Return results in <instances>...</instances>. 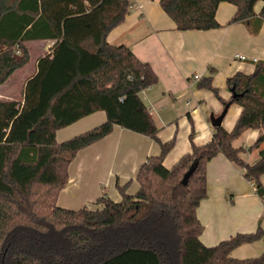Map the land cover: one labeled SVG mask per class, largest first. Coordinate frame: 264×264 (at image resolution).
Segmentation results:
<instances>
[{"label": "trees", "instance_id": "16d2710c", "mask_svg": "<svg viewBox=\"0 0 264 264\" xmlns=\"http://www.w3.org/2000/svg\"><path fill=\"white\" fill-rule=\"evenodd\" d=\"M236 6L229 19L245 22L257 32L264 14L258 0H158L178 30L219 26L220 2ZM128 0H0V84L29 59L25 41L55 39L37 58L36 71L23 86L19 100H0V264H264V252L243 259L231 251L264 238V229L236 232L206 246L199 238L203 226L196 215L207 196L206 164L217 154L239 166L264 199V149L253 162L244 161L233 141L246 129H258L250 146L264 142V61L252 73L227 77L232 95L221 99L241 111L230 130L213 126L201 145L189 139L191 150L171 167L163 160L175 144L158 137L159 127L140 97L158 81L151 65L124 44L106 37L128 13ZM197 85L213 90L212 75ZM101 110L102 123L56 140V131ZM154 139L159 153L138 167V188L116 182L119 200L107 194L94 209L57 204L68 181V165L78 150L107 135L114 125ZM197 160L185 185L181 179Z\"/></svg>", "mask_w": 264, "mask_h": 264}, {"label": "crops", "instance_id": "0c3cea01", "mask_svg": "<svg viewBox=\"0 0 264 264\" xmlns=\"http://www.w3.org/2000/svg\"><path fill=\"white\" fill-rule=\"evenodd\" d=\"M128 1L130 6L124 20L109 31L106 39L111 44L129 47L139 59L148 62L158 76L157 83L143 89L140 97L159 127L160 140L164 142L175 137L174 146L163 160L164 166L169 168L191 150V122L194 123V144H204L212 136L213 126L198 105L201 97L209 95L195 87L198 79L211 74L212 85L227 100L232 95L226 84L227 77L237 71L252 73L255 64L251 58L264 61V14L257 32H252L245 22H228L236 6L222 1L215 13L218 27L178 30L158 0ZM262 6L261 0L254 4L256 15ZM54 42L55 39L43 38L25 41L24 45L28 53L35 47L40 52L38 58L48 52ZM236 54L247 59L240 60ZM26 63L0 84V100H19L22 97L26 80L36 71L35 65L17 77L16 72ZM194 75L199 78L195 79ZM191 96L197 99L194 106H191ZM208 109L218 115L223 104L212 98ZM240 111L239 105L231 103L221 125L230 130ZM104 119L105 113L101 110L90 113L58 129L56 140H65L102 123ZM258 134V129H246L233 141L234 146L243 148L240 156L246 162L255 161L259 150L264 149V142L258 148L250 147ZM159 150V144L149 136L115 124L107 135L78 150L68 165V181L58 194L57 204L65 206L59 200H67V195L72 193L71 204L65 207L78 208L95 200L101 191H105V186H108L107 195L119 200L116 182L123 185L133 179L135 185L128 187L127 192L134 193L138 188L135 178L138 167ZM69 182H76L74 190L68 189ZM206 182L207 196L196 208V215L203 226L199 238L206 246L236 232H251L258 227L264 229V199L256 193L254 185L244 177L239 166L219 153L206 164ZM261 183L264 186V174L261 175ZM262 252L264 238L234 248L231 256L243 259Z\"/></svg>", "mask_w": 264, "mask_h": 264}, {"label": "rangeland", "instance_id": "374dc122", "mask_svg": "<svg viewBox=\"0 0 264 264\" xmlns=\"http://www.w3.org/2000/svg\"><path fill=\"white\" fill-rule=\"evenodd\" d=\"M38 54H40V52L35 48V47H32V48H30V50H29V61L26 63V65L21 69V70H18L16 73V75H17V77H21V72H27V71H30V70H32L33 68H34V66L36 65L35 64V60H36V58H37V55ZM207 74H205V75H203V76H206ZM201 78V77H200ZM199 78V79H200ZM198 79V80H199ZM197 89H199L200 91H204V92H206L209 96H204V97H201L200 99H201V102H200V104H198L199 105V108L201 109V110H203V112H204V114H205V116H206V118H208L209 119V116H210V112H213L212 110H210V109H208V107H210V104H211V101H212V98H214V99H216V100H218V101H220V102H222V100L221 99H223L222 97H221V95H220V93H219V91H217V94L213 91V90H211V89H209V88H206V87H199L198 85H197V83H196V86H195ZM221 98V99H220ZM182 100H184V99H182ZM191 100H192V103H191V106H194L195 104V100H197L195 97H192L191 96ZM226 100V99H225ZM197 106V105H196ZM214 114V113H213ZM192 124H193V129H194V123L192 122ZM194 131V130H193ZM75 184H76V182L75 183H72V182H69L68 183V189H72V190H74L75 188ZM132 184H134L135 185V180L133 179L132 181H130L129 182V184H128V187H131L132 186ZM102 187V185L100 184L99 185V188H101ZM104 188V187H103ZM105 191H101L100 192V194H107V190H108V186L106 187L105 186ZM74 196V194H72V193H69L68 195H67V200H65V201H62V198L59 200V202L61 203V202H63L62 204H64L65 206L66 205H68L69 206V204H71L70 203V199H71V197H73ZM95 200H92V201H88V202H86L85 204H83V205H81V206H79L78 208H81V207H87V208H92V209H94V208H96V207H99V205H97L95 202H94ZM75 202V201H74ZM75 204V203H74ZM61 206V205H60ZM65 206H63V207H65ZM72 206H75V205H72ZM68 208H70V207H68ZM71 208H73V207H71Z\"/></svg>", "mask_w": 264, "mask_h": 264}, {"label": "water", "instance_id": "95a60500", "mask_svg": "<svg viewBox=\"0 0 264 264\" xmlns=\"http://www.w3.org/2000/svg\"><path fill=\"white\" fill-rule=\"evenodd\" d=\"M227 107H224L222 111L218 115H214L213 113L210 114L209 120L212 126L221 125L222 119L226 113ZM197 165V160H194L188 167V169L185 171V173L182 176L181 183L185 185L188 181L189 176L194 171L195 167Z\"/></svg>", "mask_w": 264, "mask_h": 264}, {"label": "built area", "instance_id": "2783aa9c", "mask_svg": "<svg viewBox=\"0 0 264 264\" xmlns=\"http://www.w3.org/2000/svg\"><path fill=\"white\" fill-rule=\"evenodd\" d=\"M235 56H236V58H238V59H240V60H246V59H247L244 55H241V54H236ZM250 61H251V62H255V61H257V59H255V58H251ZM194 78H195V79H198L199 76H198V75H194Z\"/></svg>", "mask_w": 264, "mask_h": 264}]
</instances>
